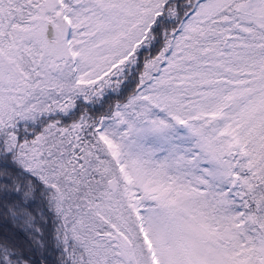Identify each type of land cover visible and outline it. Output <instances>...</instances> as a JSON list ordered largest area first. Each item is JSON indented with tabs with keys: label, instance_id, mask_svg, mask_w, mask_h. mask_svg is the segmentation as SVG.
Here are the masks:
<instances>
[{
	"label": "snow or ice",
	"instance_id": "1",
	"mask_svg": "<svg viewBox=\"0 0 264 264\" xmlns=\"http://www.w3.org/2000/svg\"><path fill=\"white\" fill-rule=\"evenodd\" d=\"M0 264H264V0H0Z\"/></svg>",
	"mask_w": 264,
	"mask_h": 264
}]
</instances>
